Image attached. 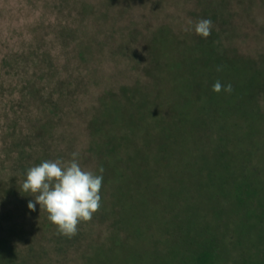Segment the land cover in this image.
Returning a JSON list of instances; mask_svg holds the SVG:
<instances>
[{"label": "rangeland", "instance_id": "1", "mask_svg": "<svg viewBox=\"0 0 264 264\" xmlns=\"http://www.w3.org/2000/svg\"><path fill=\"white\" fill-rule=\"evenodd\" d=\"M201 18L210 19L214 30H232L233 48L240 44L241 55L254 53L261 64L264 0H0V240L15 249L20 264H87L86 256L101 244V261L107 255L104 247L112 238L101 211L112 216L116 204L122 212L130 189L133 206L127 187L135 168L122 178L115 170L102 173L115 188L101 197L111 194L113 200L102 197V209L78 225L83 228L76 239L59 234L39 204L34 211L28 208L35 198L21 190L27 169L44 160L68 161L79 152L81 167L99 174L101 164L88 150V126L98 112L102 116L92 124L100 125V133L124 117L115 135L126 140L122 152L129 154L138 129L153 125V107L173 114L165 102L173 76L166 71L175 69L176 59H166L171 46L154 37L156 28L167 24L177 34L194 32ZM244 32L250 38L235 43ZM173 50L183 64L184 48ZM182 104L183 113L193 108L188 100ZM138 107L146 117L140 125L134 113ZM178 125L184 126L181 118ZM128 160L132 166L133 159ZM259 162L263 172L264 162ZM119 183L124 187L117 189ZM5 250L0 264L8 262L10 250Z\"/></svg>", "mask_w": 264, "mask_h": 264}, {"label": "trees", "instance_id": "2", "mask_svg": "<svg viewBox=\"0 0 264 264\" xmlns=\"http://www.w3.org/2000/svg\"><path fill=\"white\" fill-rule=\"evenodd\" d=\"M169 28L167 24L159 25L154 37L161 36L170 44L166 59L178 61L172 60L175 69L166 71L173 76L168 77L170 89L165 99L173 107V114L153 107V125L147 130L138 129L137 141L131 147L136 146L125 156L122 147L127 142L122 137L118 141L115 135L124 120L121 114L106 132L100 133V125L92 124L94 118L102 116L98 110L89 123L88 150L96 155L104 175L115 170L122 178L130 167L128 174L132 168L135 173L128 177L127 187L134 194L133 206L129 202L130 189L122 212H118L121 206L116 208V204L111 207L117 210L112 216L101 211L112 238L104 242L107 255L101 261V253H97L103 248L101 244L85 261L264 264V171L257 164L264 162V45L260 66L253 59H257L254 53H246L245 57L238 49L237 42H245L243 39L251 34L242 33L233 48L230 29L212 28L211 34L202 38L195 36V31L177 34ZM175 45L185 50L183 64L180 53L173 50ZM173 53L175 56L170 55ZM217 80L223 85L231 83L233 91L214 92L212 85ZM182 100H188L193 108L186 107L183 113ZM139 107L134 111L137 125L146 119ZM106 116L111 120L115 117ZM180 118L184 126L175 127ZM109 186L110 181L103 178L100 195L105 190L112 193L110 188L115 186ZM123 187L119 183L116 188ZM105 193L103 196L113 200L111 194ZM5 249L10 250L5 255L6 264H20L15 249L0 240V252L6 254Z\"/></svg>", "mask_w": 264, "mask_h": 264}, {"label": "clouds", "instance_id": "3", "mask_svg": "<svg viewBox=\"0 0 264 264\" xmlns=\"http://www.w3.org/2000/svg\"><path fill=\"white\" fill-rule=\"evenodd\" d=\"M212 27V21L207 18L193 25L195 33L202 38L211 34ZM212 90L230 94L233 88L231 83L223 85L217 80ZM103 171L102 166L100 174L81 167L79 152H73L68 161L44 160L28 168L21 190L35 198V202H28L30 210L34 211L39 204L40 210L48 213V220L57 226L58 233L71 238L77 234L78 225L90 221L101 207Z\"/></svg>", "mask_w": 264, "mask_h": 264}]
</instances>
